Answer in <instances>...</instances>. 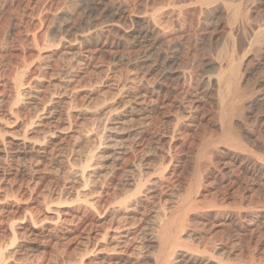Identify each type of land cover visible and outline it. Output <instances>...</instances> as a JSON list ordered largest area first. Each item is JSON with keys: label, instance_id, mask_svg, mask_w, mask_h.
Here are the masks:
<instances>
[{"label": "rangeland", "instance_id": "obj_1", "mask_svg": "<svg viewBox=\"0 0 264 264\" xmlns=\"http://www.w3.org/2000/svg\"><path fill=\"white\" fill-rule=\"evenodd\" d=\"M261 30L264 0H0V264H159L166 223L170 264H264Z\"/></svg>", "mask_w": 264, "mask_h": 264}, {"label": "bare ground", "instance_id": "obj_2", "mask_svg": "<svg viewBox=\"0 0 264 264\" xmlns=\"http://www.w3.org/2000/svg\"><path fill=\"white\" fill-rule=\"evenodd\" d=\"M123 14V13H122ZM118 15V14H117ZM120 16H121V14H120ZM114 17V16H113ZM117 17V16H116ZM123 18V17H122ZM241 19V18H240ZM235 20V19H234ZM241 21H242V19H241ZM245 23V22H244ZM243 23V24H244ZM135 26H136V24H134ZM133 28V27H132ZM250 30V29H249ZM132 32V39L133 40H131V42H135V43H139L140 44V42L142 41V40H146L147 39V37H148V34H147V30L146 31H144V30H138L137 29V27H134L132 30H131ZM90 36V35H89ZM253 36H254V34L252 35V38H253ZM89 37L88 36H84V39H85V41L86 40H89L88 39ZM128 38V37H127ZM250 38V37H249ZM97 39V38H96ZM251 39V38H250ZM98 40V39H97ZM90 41H92V40H90ZM99 41V40H98ZM250 42V41H249ZM252 42V44L251 45H253V44H256V45H258L261 49H262V51L264 50V30H261V31H258L257 32V34H256V36H255V38L253 39V41H251ZM86 43H87V41H86ZM95 43V42H94ZM240 43V42H239ZM89 44V43H88ZM93 44V43H92ZM100 44V43H99ZM134 44V43H133ZM136 45H138V44H136ZM234 47V46H233ZM247 47V46H246ZM239 48V47H238ZM245 49V48H244ZM253 49V48H252ZM257 50V49H256ZM252 51V50H251ZM249 52V51H248ZM260 52V51H259ZM250 53V52H249ZM258 53V52H257ZM261 53V52H260ZM258 55V54H257ZM260 57V56H259ZM255 59V58H254ZM143 60V59H142ZM146 60V59H145ZM170 60V59H169ZM264 62V61H263ZM145 63H146V61H145ZM174 63V62H173ZM253 63V62H252ZM255 63V62H254ZM171 64V63H170ZM260 64V63H259ZM221 65V64H220ZM148 67V66H147ZM179 67V66H178ZM177 67V68H178ZM256 67V66H255ZM262 67V66H261ZM220 68H222V67H220ZM239 68V67H238ZM264 68V67H263ZM171 69V68H170ZM171 70H173V69H171ZM231 70V69H230ZM264 70V69H263ZM241 71V70H240ZM221 72H222V69H221ZM235 72V71H234ZM173 73V72H172ZM261 73V72H260ZM263 73H264V71H263ZM171 74V73H170ZM228 74H230V73H228ZM219 75H220V73H219ZM218 75V76H219ZM184 76V75H183ZM264 76V75H263ZM176 78V77H175ZM221 78V77H220ZM235 78V77H234ZM219 79V78H218ZM209 80V79H208ZM264 80V79H263ZM256 81V80H255ZM218 83H219V91H220V102L221 103H219V101H218V103L220 104V106L222 107V111H223V116H225V114L227 115V112L230 110H232L233 108H236V107H240V106H242V105H244V104H246L247 103V100L242 96V95H240L239 94V92H238V90L235 88V83H234V81L232 80V79H226V78H221V79H219L218 80ZM262 84V83H261ZM218 85V84H217ZM237 86V85H236ZM218 87V86H217ZM260 88H261V86H260ZM263 88H264V86H263ZM262 89V88H261ZM219 91L217 92L218 94H219ZM258 91V90H257ZM255 93V92H254ZM253 93V94H254ZM262 93V92H261ZM255 94H257V92L255 93ZM260 94V93H259ZM258 96V95H257ZM180 97V96H179ZM253 97V96H252ZM177 98V97H176ZM254 98H255V96H254ZM263 98V97H262ZM259 99V98H258ZM251 100H252V98H251ZM260 103V102H259ZM255 104V103H254ZM218 105V104H217ZM253 105V104H252ZM219 106V107H220ZM246 106V105H245ZM244 106V108H242V107H240V109L242 108V110L244 109H246V107ZM256 107V106H255ZM253 108V107H252ZM257 108V107H256ZM248 109V108H247ZM237 110V109H236ZM221 111V112H222ZM240 111V110H239ZM238 113V112H237ZM241 113V112H240ZM243 113H241V115H242ZM232 115V114H231ZM258 115V114H257ZM228 116H230V115H228ZM236 116V115H235ZM238 116H240V115H238ZM237 116V117H238ZM240 117H242V116H240ZM239 118V117H238ZM242 120V119H241ZM228 122H231V120H228ZM243 122V121H242ZM255 122V121H254ZM258 122V121H257ZM227 123V122H226ZM247 123V122H246ZM228 125H230V124H228ZM240 125V124H239ZM226 126H227V124H226ZM225 128H228V126L227 127H225ZM228 129H231V128H228ZM228 129H225V130H228ZM224 131V130H223ZM225 132V131H224ZM226 135H224V137H225ZM228 138H230V137H228ZM223 139H225V138H223ZM227 139V138H226ZM232 139H234V138H231L230 139V141L232 140ZM225 141V140H224ZM221 142V141H220ZM234 142H236L235 140H234ZM222 143V142H221ZM217 145V144H216ZM212 147V146H211ZM243 148V147H242ZM208 149V148H207ZM241 151V150H240ZM256 157V156H255ZM261 159V158H260ZM249 160V159H248ZM262 163V162H261ZM257 164V163H256ZM137 185V184H136ZM137 187V186H136ZM135 187V190L137 189ZM139 192V191H138ZM165 215V214H164ZM181 216V215H180ZM165 219V218H164ZM180 222V221H179ZM182 222V221H181ZM181 224H183V223H181ZM185 225V224H184ZM164 227H163V230H161L162 232L160 233V238L158 239L159 240V256H160V259L158 260V263L159 264H170V261H171V259H169L170 257L172 258V256H170V254L171 255H174V254H176V253H171V252H174V251H171L173 248H176L177 246H175V245H177L178 244V237H177V235H176V232L175 233H173L174 235H170V229H169V223L167 224H165V225H163ZM184 228V227H183ZM179 229V228H178ZM180 229H181V225H180ZM177 230V229H176ZM175 230V231H176ZM173 232V231H172ZM178 232V231H177ZM180 233H181V231H179ZM159 233V232H158ZM157 235V234H156ZM169 236H171V237H169ZM158 238V237H157ZM181 238V237H180ZM158 240H156V241H158ZM170 240V241H169ZM179 240H181V239H179ZM183 242V241H182ZM181 244V243H180ZM184 244V243H183ZM157 246V245H156ZM178 248V247H177ZM183 248V247H182ZM169 250H170V252H169ZM157 252V251H156ZM170 256V257H169ZM154 258H156V257H154ZM204 258V257H203ZM206 259V258H205ZM212 260V259H211ZM155 262V261H154ZM157 262V261H156Z\"/></svg>", "mask_w": 264, "mask_h": 264}]
</instances>
